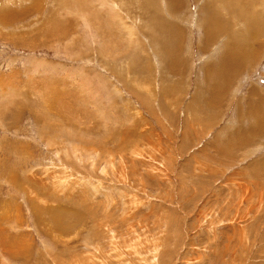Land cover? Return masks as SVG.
I'll list each match as a JSON object with an SVG mask.
<instances>
[{
  "label": "rangeland",
  "instance_id": "obj_1",
  "mask_svg": "<svg viewBox=\"0 0 264 264\" xmlns=\"http://www.w3.org/2000/svg\"><path fill=\"white\" fill-rule=\"evenodd\" d=\"M112 1L0 0V264H264V0Z\"/></svg>",
  "mask_w": 264,
  "mask_h": 264
},
{
  "label": "bare ground",
  "instance_id": "obj_2",
  "mask_svg": "<svg viewBox=\"0 0 264 264\" xmlns=\"http://www.w3.org/2000/svg\"><path fill=\"white\" fill-rule=\"evenodd\" d=\"M115 1V0H114ZM114 1H112V2H114ZM124 1V0H123ZM133 1V0H132ZM148 1V0H147ZM168 1V3H167V5H168V7H171V8H177V6H178V1L177 0H167ZM146 2V1H145ZM155 2V1H154ZM164 3V2H163ZM112 4H114V3H112ZM166 5V6H167ZM150 6H152V5H150ZM157 6V5H156ZM180 6V5H179ZM158 7V6H157ZM148 8V7H147ZM165 8V7H164ZM168 9V8H167ZM147 10V9H146ZM165 11H167V10H165ZM146 12V11H145ZM150 12V11H149ZM168 12V11H167ZM244 14V13H243ZM171 15V14H170ZM253 15V14H252ZM158 16V15H157ZM235 16V15H234ZM256 16V15H255ZM154 17V16H153ZM247 17V16H246ZM254 17V16H253ZM166 18V17H165ZM255 19V18H254ZM167 19H165V21H166ZM246 20V19H245ZM166 23V22H165ZM156 24V23H155ZM168 24H169V22L168 23H166V25L168 26ZM216 24H218V23H216ZM161 25V24H160ZM170 25V24H169ZM168 28V27H167ZM175 29V28H174ZM207 29H209V28H207ZM210 31H212V30H210ZM240 34V33H239ZM238 34V35H239ZM240 35H242V34H240ZM239 39V38H238ZM241 39V38H240ZM231 51H232V49L230 50V52L228 53L229 55H227V60L225 61H223V69H226L227 71H229V70H231V69H233V67L235 66L232 62H236L234 59L235 58H233L236 54H235V52L232 54V56H230V54H231ZM236 51V50H235ZM248 54V53H247ZM240 55H243V53H241ZM237 56V55H236ZM239 57V56H238ZM245 57H247V56H245ZM241 59H242V57H240V59H238V61H241ZM244 61V60H243ZM224 63H230V64H224ZM240 63V62H239ZM238 63V64H239ZM237 64V65H238Z\"/></svg>",
  "mask_w": 264,
  "mask_h": 264
},
{
  "label": "crops",
  "instance_id": "obj_3",
  "mask_svg": "<svg viewBox=\"0 0 264 264\" xmlns=\"http://www.w3.org/2000/svg\"><path fill=\"white\" fill-rule=\"evenodd\" d=\"M240 44H243V45L246 44L245 40H243V41H241V42L238 41V40H236L235 43H234L233 45H240ZM257 45H258V44H257ZM253 49H254V48H251V47H250V50H253ZM253 51H254V50H253ZM251 55H252V53H250V56H251ZM246 58H248V57H246ZM243 59H245V57H242V60H243ZM251 88H252V87H251Z\"/></svg>",
  "mask_w": 264,
  "mask_h": 264
}]
</instances>
